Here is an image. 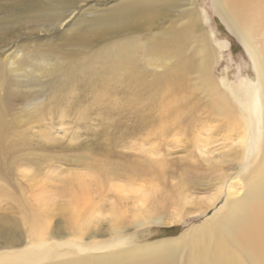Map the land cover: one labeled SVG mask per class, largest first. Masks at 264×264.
Segmentation results:
<instances>
[{
    "label": "bare ground",
    "instance_id": "obj_1",
    "mask_svg": "<svg viewBox=\"0 0 264 264\" xmlns=\"http://www.w3.org/2000/svg\"><path fill=\"white\" fill-rule=\"evenodd\" d=\"M195 1L0 0V49L27 36L12 60L9 54L0 57V158L11 156L10 148L24 142L26 135H15L6 122L13 103L19 101L23 120L38 121L39 100L46 91L53 94L55 108L67 109L61 119L68 117L69 104L74 103L102 108L108 115L133 106L136 128H126L125 136L145 131L150 138L157 128L160 138L176 147L181 138L193 135L199 155V164L179 165L178 176L156 149L145 163L101 164L102 174L73 173L62 179L61 191L28 177L26 193L33 200L0 189L1 202L15 203L26 227L25 237L16 231L3 233L0 264H264V49L255 50L252 43L257 35L264 38V0L214 2L261 62L257 88L225 81L218 87L208 70L206 49L189 44L201 17ZM163 13H174L176 23L155 24ZM68 23L72 28L65 30ZM34 32L37 41L32 42ZM82 99L86 102L80 106ZM201 113L205 119L198 118ZM87 119L80 115V120ZM45 137L53 139L48 133ZM14 159L12 166L0 165L1 173L28 163L24 157ZM121 177L131 183L112 184ZM138 180L141 184L135 187ZM90 183L101 195L113 192L121 202L131 200L133 208L132 219L111 213L105 234L113 239L102 243L93 231L102 213L92 199ZM196 187L213 192L206 205L196 204L193 216L205 215L224 198L225 202L178 238L135 243L129 227L183 222L182 211L192 204L189 192ZM61 195L67 198L62 211L74 240L50 232L48 226L50 203ZM165 213L174 218L165 220Z\"/></svg>",
    "mask_w": 264,
    "mask_h": 264
},
{
    "label": "rangeland",
    "instance_id": "obj_2",
    "mask_svg": "<svg viewBox=\"0 0 264 264\" xmlns=\"http://www.w3.org/2000/svg\"><path fill=\"white\" fill-rule=\"evenodd\" d=\"M108 2H111V0H108ZM195 2L201 17L199 19L197 18V27L191 30L189 44L193 48L199 45L206 49L205 54L210 63L208 70L212 73L218 87L223 88V81L229 86H240L243 84L251 88L259 87L257 67L261 62L252 57L251 50L240 39L238 33L234 31L233 26L229 24L230 21H227L228 19L223 14L224 12L219 10L217 5H215V0H196ZM89 4L92 5V2L89 1ZM174 15V13H169L167 16L166 13H163L159 18V22L155 24L161 23L164 26H168L169 20L172 23H176L177 18ZM151 24L153 23H149V25ZM71 26L72 23H68L64 29L70 30L72 28ZM175 30L174 28L171 31ZM25 32L30 33V30H25ZM36 35L37 33L35 32L31 33L30 36H34L30 39L32 42L37 41ZM26 38L27 36H24L22 39L18 37L14 40L13 45L5 49H0V57L9 54L8 56L12 60L15 53L19 51V44L25 41ZM41 38L42 40L45 39L43 36ZM65 38L68 39V37ZM253 38L252 43L255 50L256 48L264 49V38L258 35ZM50 40L53 41L56 38L52 37ZM2 51L5 52L1 54ZM191 54L192 50H189L188 55L190 56ZM19 55L23 57L24 52L21 51ZM197 94L193 92V95ZM52 97L53 94L49 91L41 94L39 100L41 102V108L37 111V116H40L38 121L35 118L29 119L28 121L23 120L19 101L13 103L14 105L11 106V111L6 121L7 124L11 125L12 132L15 135H26H24V142L13 145L10 148L13 151L11 156L0 158V165L12 166V161L15 160L14 157H24L25 160L23 162L26 160L28 162L23 163V166L21 165L19 169L16 168L13 171L7 170L8 168H4L5 173H1L0 171V189L10 191L14 197L26 195L31 200L34 199L33 195L26 193L31 183L28 177L32 178L34 176L40 180V183L41 181L42 184L44 183L43 186H48V189L51 187L50 189L54 188L61 191L64 187L62 179L67 176L70 178L69 176L73 175V173L102 174L100 170L101 164L125 166L127 164H134L135 162L145 163L148 153H153L156 149L161 150V155L163 154L161 156L162 160L166 161L167 168L175 170L177 176L181 173V167L185 164H199L197 162L199 156L198 150L194 142H191L193 135L186 136L187 139L181 138L182 142L179 144L180 146L176 147L171 146L169 142L160 138V131L157 128H155L156 133L150 138H148L145 131L125 136L124 130L126 128L131 132L136 128L137 119L133 113V106H125L123 108L124 113L116 110L108 115L102 108L84 104L86 101L82 99L84 101L80 106L84 104L83 106L79 107V103H74L75 106L74 104L73 106L69 104L72 108L67 111L68 117L61 119V112H66L67 109L55 108L51 100ZM81 114L86 115L88 119L80 120ZM16 117L19 118L18 121L15 120ZM205 117L202 113L198 116L201 120L205 119ZM19 120H22V122ZM116 123H121V125L119 126ZM220 129L224 130L225 128L220 127ZM17 130H19L18 133ZM23 131L26 132L22 133ZM47 133L53 138L52 140H48L45 137ZM7 144H11V136H9ZM79 158H83L84 161H79ZM7 159L9 160L8 162ZM18 164H21V162ZM179 165L182 166L180 167ZM86 167H88V170ZM37 168H41V170ZM25 170H27L29 175L23 174ZM9 172L11 173L5 179L4 176ZM128 176L130 177V174H127ZM86 178L90 182L89 177ZM121 179L120 181L119 178L118 181L116 180L112 184L126 186L131 183L125 177H121ZM140 184L139 180L136 181L135 187H138ZM90 185L92 199L95 205H97L98 211L102 213V218L98 216V221L95 222L93 231H98V237L95 240L99 241L98 243H102L106 240L113 239L112 236L105 234V227L108 226L106 219H112L111 213H120L124 219H132L131 211L133 208L131 200L121 202L117 199L118 195L113 192L102 193L103 195H101V192L95 190L93 183H90ZM73 188L76 189L75 186ZM34 190L37 191L38 189L34 188ZM211 192L213 191L204 187H196V189L193 188L190 190L189 194L191 195L192 204L187 206L186 210L182 211L185 215V220L181 223L172 226L147 225L138 229L129 227L128 233L136 235L137 239L135 243L139 245L178 238L189 228L198 226L210 218L220 205L225 202L224 198L221 202H218L210 208L205 215L193 216L195 209L198 208L197 205H206L205 201L211 197ZM66 199L65 195H61L57 197L55 202L50 203L49 212L51 211L52 214L48 226L50 232L58 234L60 237L65 236L69 240H74L67 226L65 213L62 211L63 203ZM163 216L165 220L174 218L173 214L171 215L170 213H165ZM24 230L26 231V227L23 225L22 218L17 212V205L11 201L2 203L0 200V243H2V240L4 241V238H2L4 232L14 233L16 231V235L20 233V237L23 235L25 237L26 232ZM2 249L0 248V251Z\"/></svg>",
    "mask_w": 264,
    "mask_h": 264
}]
</instances>
